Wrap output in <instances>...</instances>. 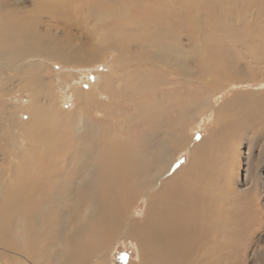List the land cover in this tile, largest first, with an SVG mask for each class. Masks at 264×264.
<instances>
[{"label":"bare ground","instance_id":"6f19581e","mask_svg":"<svg viewBox=\"0 0 264 264\" xmlns=\"http://www.w3.org/2000/svg\"><path fill=\"white\" fill-rule=\"evenodd\" d=\"M75 1L0 0V88L6 89V85L9 84L15 87L14 92L21 91L31 97L30 102L26 106L21 105L20 109L17 105L18 100L12 98L11 93L0 107V134L5 136L6 133L8 148H12L13 151L18 150L11 158L17 160L15 163L11 162L14 165L10 168L12 171L10 179L5 180L8 177L6 171L5 176L1 175V171L8 166L6 161L5 166L1 163L0 167V264H40L43 257L49 259L47 264H60L63 260V264H76L78 258L83 260L77 264H86L85 262H92L101 249L105 252L97 257V262L114 264L108 256L114 252L115 247L112 245L115 243H112L117 241V238L133 243L140 252L137 262L130 261L124 264H148L151 258L154 259V264H231L236 249L234 251L230 248V243L234 242L230 240L226 243V240L221 241L220 238L226 239L233 232L230 229L231 215L226 208L232 204L233 197L217 188L215 160L217 155H225V147L232 143L228 140L229 137L241 135L243 131H251L256 122H261L264 133V95H259L257 92L258 97H254L253 92L251 96L246 97L243 93H237L231 103L226 101L215 108L212 99L218 88H214L213 81L209 78L205 82L209 85V89L211 87L212 92L210 96L203 98L201 108L198 110V107L193 108L190 101L180 93H175L174 87L163 84L162 79L164 78L166 82V75L172 74L173 70L177 78L181 75L194 78L195 72L187 68V63H190L189 58L199 51L191 47L195 37L201 34L203 42H212L215 38L216 44L219 32L224 33V30L233 27V25H222L219 28L218 25H213L212 28H207V22L202 23L201 13L209 9L212 4L227 7L232 2L242 0H171L170 5H167L168 10L187 13L186 22L189 31L194 29L192 32H196L195 36L185 32L192 38L188 37V42L183 44L181 33L178 32L183 26L177 24L176 28H173L171 23L167 26L163 25L162 32L149 34L153 40L149 44L151 48H148V54L145 55L153 58L145 61L144 82L141 84L142 88L139 85V89L145 88L144 91L147 93L152 91L156 94H158L156 91L160 90L163 98H166L163 102L165 105H162L159 96H154L155 103L146 106L144 115L148 112V118L155 120L157 117L152 114L151 109L162 106L165 113H174L171 118L175 123L172 129L169 127V130L162 129L160 135L164 134L165 139L158 143L157 152L153 150V153L152 149L144 150L146 142L140 144L128 134L126 136L121 134L127 125L113 124L112 111L105 110L110 117V120L104 124L106 131H103L101 126H96L94 122H88L83 114L87 111L72 113L71 117L63 116L62 114L65 113L60 109V105L62 106L60 99L63 98L62 94L68 91L69 85L61 83L62 81L55 83L54 79L48 82H40L37 79L38 75L44 74L49 64L54 65V62L67 67L64 69L70 74L69 76H74V73H70L71 70L80 72L81 83L86 77L85 72L95 70L92 66L98 60L91 51L86 52L76 47L71 39L63 40L58 35L59 29L55 23L64 24L69 23L70 19L73 20L72 7L75 4H72ZM82 1L84 5L88 3L89 7H95L90 12L91 17L94 13L101 12L103 4L113 3L112 0ZM251 2L257 5L260 9L259 13L264 15V0ZM127 11L131 13L130 8ZM159 12L162 14V10ZM44 16L50 21L47 22L45 17L47 21L44 22ZM114 17L121 26L126 22L125 12L121 9ZM127 17V20H131V17ZM44 24L46 28L41 26ZM207 29L215 30L213 33H207ZM217 30L219 32H216ZM243 36L263 38L264 28H254L253 31L245 32ZM66 37L71 36L66 35ZM144 44L143 41L142 46ZM185 45L189 47L187 51L184 50ZM237 48V43L231 46L232 50ZM248 50V53L239 50L237 55L231 56L230 62L251 59L254 66L262 69L264 62L260 60L256 48L249 46ZM212 51L214 52V48ZM137 60L141 63L140 59ZM85 67H87L85 72L80 70ZM173 67L176 69H172ZM139 68L134 70L135 74L140 72ZM2 70L12 74L11 77H3ZM120 70L125 69L120 68ZM111 71V75L105 77L108 81L120 72L116 67ZM151 75H157L159 79L152 80ZM222 75L228 76L227 78L231 76L227 73ZM148 76L150 79H147ZM64 78H67L66 75L62 79ZM22 79L25 80L23 84L19 81ZM115 81L107 85L110 87ZM171 88L173 89L170 90ZM139 92L141 91H137L136 96L140 94ZM83 95L82 97L77 95V98H82L84 102L85 95ZM77 98L75 97L74 101L78 100ZM93 99L90 98L89 103L96 98ZM99 100L102 102L101 99ZM232 103L236 107H233ZM6 105L7 109H2ZM143 105L145 104L139 103L136 107L142 108ZM212 109L214 111L216 109L215 120L217 119L222 125L223 133L217 131L216 134L215 130L212 137L213 142L217 140L218 143L214 142L216 144L209 147L210 142H207V139L202 140L203 142L193 147L190 164L174 172L177 162L173 159L175 156L173 149L188 145L189 141L186 140L184 133L198 121L201 122L200 116L211 112ZM21 112L26 116V120H20V124H17ZM188 114L191 116L188 120H184ZM78 116H81L79 123L75 121ZM120 119L126 122L125 116ZM6 129L10 131V139ZM82 129L86 136L96 138V144L105 145V150L93 159L91 152L94 148L89 144L88 146L78 144L77 137ZM159 129L156 125L153 132L158 133ZM71 132H73L72 136ZM103 133L105 138L101 135ZM20 139L24 140L23 144L27 142L25 143L27 147L23 148L19 145ZM3 140L4 138L0 139V144ZM237 141L242 140L235 138L233 145ZM71 160L83 166L80 172L71 168L78 165ZM150 165L152 168L149 170ZM64 187H73V189L69 193H62ZM146 193L148 204L144 215L138 219V216L132 212L134 206L142 199V195ZM62 194L73 195L75 198L73 213L51 215V210L65 211L66 201L69 198ZM226 212L230 216L228 222L226 218L223 219ZM18 219L19 228L11 236L9 221L16 223ZM47 221L48 224H44ZM242 222V229L248 232L247 226L251 225L249 216L243 215ZM19 236L21 239H16ZM58 236L61 237L59 241H57ZM234 237L235 235L232 238ZM41 238L48 240L49 244L39 242ZM34 239H38L37 242L30 243ZM226 244L230 246L226 247ZM147 248L154 250V257H150L149 252H146Z\"/></svg>","mask_w":264,"mask_h":264},{"label":"rangeland","instance_id":"374dc122","mask_svg":"<svg viewBox=\"0 0 264 264\" xmlns=\"http://www.w3.org/2000/svg\"><path fill=\"white\" fill-rule=\"evenodd\" d=\"M16 1H20V0H16ZM112 1L113 3L111 5L103 4L101 8V12L98 14L94 13L93 16L91 17L90 12L93 9H95V7H89L88 3L85 4L86 5L85 6L83 3L84 1L76 0L72 4V5L75 4L74 5L75 7L74 6L72 7L73 8L72 17H71L73 19L72 21L70 19L69 23L58 24L55 23L56 21L52 18L53 22L57 25V28L59 29L58 35L62 37L63 40L71 39L72 43L76 47L82 48L86 52L91 51L92 54H94L98 62H96V64L92 66V69H95L96 71L89 70L88 72H85L84 70L87 69V67L80 69L85 72L84 74L86 76L85 79L83 80V83H81L79 79L80 72L77 71L73 72L71 70L70 73H74V76L71 75L72 76L71 77L69 76L70 74L67 71H65L67 67L65 68L64 65H61L58 62H54V65L49 64V66L43 72L44 74L38 75L37 79L40 82H48L49 80L53 81L54 79L55 83L62 81L61 83H66L67 85H69V88L67 89L68 91L64 92L62 94L63 98L60 99L62 104V106L60 105V109L65 113L62 114L63 116L71 117L70 115L72 113H80L83 112V110L87 111V113L83 112V114L85 118L88 119V122L92 121L95 123L96 126H101L102 130L106 131L105 130L106 126L104 124L108 122L107 120H110V117L107 113H105V110L112 111L114 113L113 114L111 112V114L114 115L113 124L123 125L124 123H126L127 125L125 126L126 128L123 130V132H121V134H124L125 136L128 134L129 136L133 137V139L140 142V144L142 143L144 144L146 142L144 150L146 149L149 151L152 149L151 150L152 153L154 151L157 152L156 147L158 146V143L162 142L165 139V135L164 134L160 135V132L162 131V129L163 130H169V128L172 129L175 123L173 121V118H171L172 114L174 113H170V114L165 113L163 110L164 107L162 106H158L155 107L154 109H151V111L153 112L152 114L157 117L155 120L154 119L151 120L150 118H148V112H146V115H144L146 106L148 107L149 105L155 103L153 99L154 96H159V100L162 105L164 104L163 102L165 101L166 98V97L163 98L162 93H160V90H157L156 92L158 94H156L155 92L152 91H149L147 93V91H144L145 88L141 90L139 89V85L142 88L141 84L144 82L143 69H144L145 61L147 60L149 61L150 59L153 58L152 56L145 55L148 54L147 50L148 48H151V45L149 44L151 40H153L152 37H149V34L154 35L155 33L162 32L163 25L167 26L168 24L171 23L173 28H176L177 24H181L183 28L181 29L179 28L178 32L181 33L183 44H186V41L188 42V40L192 37L186 35L185 32L187 33L190 32L189 34L191 36H195L196 32L195 33L192 32L194 29L189 31V25L186 22L188 20L186 18L187 13H183L179 11L170 12L168 10L167 5H170L169 3H171V0L170 1L142 0V2L141 0H131V1L112 0ZM251 1L252 0H242L240 2L235 1L228 4L227 7H225V5L219 6L216 4L214 5L212 4L211 7H209V9L203 11V13H201L202 23L204 21L207 22L206 23V25H208L207 28H212L213 25H218L219 28L222 25H230V26L233 25V27H231V29L227 31L224 30V33H220L217 30L216 32H219L220 35L219 37L218 36L216 37V39L218 40L216 44H215V38L213 39L212 42H207V41L203 42L202 40L203 38L201 34L195 37V40L197 42L194 40L191 47L195 51L196 50L199 51L195 56L189 58L190 63H187V68L195 72L196 76L194 78L182 77V75L177 78L173 70L172 74L166 75V82L164 81V78L162 79L163 84L166 83V85H171L172 87L175 88L174 90L175 93H180L185 99L189 100L191 105H193V108L198 107L199 110L201 108V102L203 98L205 96H210L212 89L211 87L209 89V85L206 84L205 82V80L209 78L212 79L214 88L216 89L218 88V91L215 93V96L212 99V104H214L215 108L220 107L226 101H229L231 103L232 99L235 97L237 93H243L244 96L246 97H248L249 95L251 96V93L253 92H254L253 93L254 97H258L257 92L259 95L262 94L264 95V65L262 66L263 67L262 69H259L258 67L254 66L252 62L253 60L251 59L242 60L236 63H234L233 61L230 62L232 60L231 56L233 57L237 55L239 53V50L248 53L249 46L256 48L255 51H258V56L260 60L264 62V37L246 38L245 36H243L245 32L253 31L254 28H258V29L264 28V15L259 13L260 9L258 8V6L253 4ZM114 3L117 5H114ZM128 7L130 8L131 13L127 11L129 9ZM104 9L105 11H103ZM110 9L111 10L113 9L112 10L113 12ZM120 9L125 12V17H126V22L122 25L123 27L115 20L114 17L115 14H117L120 11ZM159 10H162V14L159 12ZM102 13L103 14L106 13L107 15L105 16V14L103 15ZM127 16L131 17V20H127L128 18ZM45 17L48 21L45 19ZM134 18L136 20H134ZM97 19H99L100 21ZM45 20L47 22L50 21V19H48L47 16L43 17L44 22H46ZM110 20L113 21L110 22ZM206 25H204L205 28ZM41 26H43V28L47 27L46 24ZM108 29L110 30V32ZM119 30L121 31L119 32ZM214 30L215 29H210V30L207 29V33L210 32L213 33ZM114 31L118 33L116 34ZM66 35H69L72 38L71 37L68 38L66 37ZM188 37L189 39L187 40ZM118 39L120 43H118L119 42ZM156 40L157 38L155 37V41ZM143 41L145 44L142 46ZM236 43L238 46L237 50H232L233 48L231 49V46ZM142 47L144 48V50H142ZM188 48L189 47L185 45L184 50L187 51ZM213 48H214V52L212 51ZM137 59H140L141 63H139ZM138 63L141 65H139ZM132 64L135 66H133ZM115 67L118 69V71H120L116 75H114V77L115 78L117 77L118 80L112 77V79L109 78L108 81V79H105V77L111 75L112 73L111 70L112 68ZM120 68H123L125 70L121 71ZM136 68H139L138 71H140L137 72V74H135L134 71ZM172 69H176V67H173ZM220 71L222 73H227L231 76L227 78L228 76H223L222 73H220ZM2 73L4 74L3 77H7V76L11 77L12 75L3 70ZM65 75L67 78H64L63 80L62 78L65 77ZM147 79H150V77L148 76ZM151 79L156 80L159 79V77L157 75L155 76L151 75ZM114 80L116 81L112 82L113 85L109 87L107 84ZM19 81L22 82L21 84H23L25 80L22 79ZM68 82L70 84H68ZM137 82L139 84H137ZM129 89L132 91H130ZM172 89L173 88H171L170 90ZM167 90L169 91V89ZM14 91H15V87L9 84L6 85V89L0 88V96H1L0 107L4 105V102L6 101L8 94L11 93L13 94L12 98H14L16 101L18 100L17 105L19 106L20 109H21V105L26 106L28 102H30V98H31L30 95H26L24 94V92L21 91L18 92L19 90H16L18 93ZM137 91H141L142 94L141 92H139L140 94L136 96ZM92 93L94 94V96ZM77 95L79 97H82L83 95L85 101L83 102L82 98L80 99L79 97L77 98ZM100 95L103 96L101 97ZM75 97L80 101L78 100L74 101ZM86 97L87 98L89 97V99L90 98L93 99L95 97L96 99L94 98L95 101L92 102L90 101L89 103V99H87ZM108 98L109 100H107ZM99 99H101L102 102ZM97 101H99L100 103ZM139 103L142 104L144 103L145 105H143L142 108H137L136 106ZM232 104L233 107H236L234 103ZM2 109H7V105L4 106ZM100 111H102L103 114ZM17 112H15V114H17ZM216 113H217L216 109L215 111L212 109L211 112L207 114H203V116L201 115L200 116L201 122L198 121V123L193 125L188 132L184 133V135H186V140H188L189 143L186 147L181 146L178 149L177 148L173 149L175 155L173 159H175L177 162L174 167V172L177 171L178 169H181V167L183 166L186 167L190 164L191 162L190 156L192 153V149L195 145H198L199 143L203 142L202 140L207 139L208 140L207 142H210V144H208L209 147L211 145L216 144L214 142H217V140L214 139L215 141L213 142V138H212L214 135L213 134L214 131L216 130V134H218L217 131L223 133L221 123L217 119L215 120ZM118 115L120 118H123V116H125L126 122L120 119ZM190 116L188 114V116L184 118V120L185 119L188 120ZM80 118L81 116H78L75 121L79 123ZM20 120L21 121L26 120V116L22 112L17 118V124H20L19 123L21 122ZM155 124L157 125L158 128H160L158 133L153 132L154 127L156 126ZM82 130H81V134L77 137L79 140L78 144L82 143L84 146H88L89 144L91 148H94L92 150L93 153L91 152V156H92L91 159H93L94 157L100 155L99 154L100 152L105 150V145H101V143L96 144L95 141L96 138H92L91 136L90 137L86 136L85 131ZM6 132L8 133V139H10L11 136L10 131L6 129ZM72 134L73 132H71V136ZM83 134L85 136H83ZM101 135H103V137L105 138L104 133ZM1 138H4V140L0 144V167L2 165L1 163L4 164L5 161L8 164V166H6L1 171V175L3 176H5V171L8 174V177L5 178L6 180L7 178L8 179L11 178L12 171L10 170V168L12 165H14V163L17 160L14 159L15 160L14 161L11 158L17 154L18 150L16 149L15 151H13L12 148H8L9 141H7L6 133L5 136L4 134H0V139ZM235 138L240 139L242 141L234 142L233 145V141ZM228 140L232 141V143L230 145H227L226 146L227 148L225 147L226 149L225 155H221V156L217 155L216 157L217 159L215 160L216 165L214 168V173L218 179L217 188L220 191L228 193L229 196L233 197L232 204L226 207L231 215L230 229L233 232L231 235H228L229 239L220 238V240L221 241L226 240L227 242L224 241L226 243H229L228 241L232 240L234 243H236V244L230 243L231 245L230 248H232L234 251L236 249L235 256L234 254L232 255L234 259L232 260L231 264H264V133L261 122L260 121L256 122L253 125L251 131H243L241 135L239 134L234 137H229ZM20 141H19L20 146H22L23 148L27 147V145L25 144L27 143L26 141L24 142V144H23L24 140L20 139ZM71 162L76 163L72 160ZM82 167L78 164L77 167L73 166L71 168L73 169L75 168L80 172L82 170ZM150 168H152V165L149 166V170ZM73 187H69V188L64 187L62 188L61 192L69 193L73 189ZM62 195L69 198L68 201H66L67 205L65 211L58 212L57 210L56 211L51 210L50 212L51 215L56 216L65 213H69V214L73 213L72 209L74 206L73 203L75 201V198H73V195L72 196L65 194ZM142 196H143L142 199L134 206V211L132 212L133 214L138 216V219L144 215L146 206L148 204V199H147L148 194L146 193L143 194ZM243 215H248L251 220V225L247 226L248 232L245 231V229L244 230L242 229ZM225 218L228 222L230 218L228 212H226L225 217H223V219ZM19 219L16 220V223H14L13 221H9V228L11 227L9 234L11 236L12 234H15L19 228L18 226ZM48 222L49 221L44 222V224H48ZM234 235L236 238L235 237L232 238ZM60 238L61 237L58 236L57 241H59ZM16 239H21V238L19 236ZM37 240L38 239H34L30 243L35 244ZM22 242L23 241H21V243ZM39 242L46 243V245L49 244V241L46 240L45 238L39 239ZM112 244H114L112 246L115 247V248L113 247L114 252L109 254L108 257L110 258V261L112 260L114 262V264H118V263L124 264V262L127 263L130 261L137 262L139 260L140 252H138L139 250H137L136 246H134L133 243L126 242L124 239L117 238V241L115 240ZM230 245L226 244L225 246L228 247ZM147 249L148 250H146V252H149L150 257L151 256L154 257V250L152 248H147ZM104 252H105L104 249L99 250L98 256L103 254ZM98 256H96L92 262L89 261L85 263L104 264L97 262ZM22 260L23 257L21 258V261ZM77 260L78 261L76 262V264L80 263V261H82L83 259L78 258ZM47 261H49V259L43 257V260L40 262V264H47ZM63 261L60 262V264H63ZM148 264H154V259L151 258Z\"/></svg>","mask_w":264,"mask_h":264}]
</instances>
